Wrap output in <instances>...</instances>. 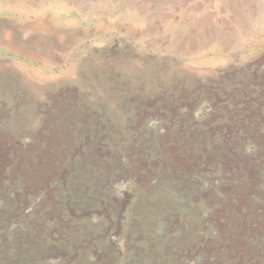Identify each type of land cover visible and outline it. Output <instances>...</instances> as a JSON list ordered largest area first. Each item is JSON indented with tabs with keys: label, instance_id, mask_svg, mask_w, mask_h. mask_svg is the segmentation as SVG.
Masks as SVG:
<instances>
[{
	"label": "rangeland",
	"instance_id": "374dc122",
	"mask_svg": "<svg viewBox=\"0 0 264 264\" xmlns=\"http://www.w3.org/2000/svg\"><path fill=\"white\" fill-rule=\"evenodd\" d=\"M0 264H264V0H0Z\"/></svg>",
	"mask_w": 264,
	"mask_h": 264
}]
</instances>
